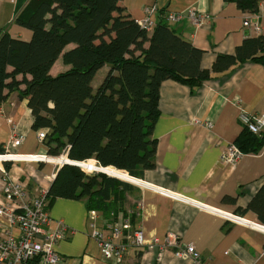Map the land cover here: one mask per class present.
I'll list each match as a JSON object with an SVG mask.
<instances>
[{
	"label": "crops",
	"instance_id": "obj_1",
	"mask_svg": "<svg viewBox=\"0 0 264 264\" xmlns=\"http://www.w3.org/2000/svg\"><path fill=\"white\" fill-rule=\"evenodd\" d=\"M7 1H14L13 14L3 20L2 8ZM122 4L138 22L146 17L147 8L153 9L154 26L149 33L163 22L204 50V70H212L218 54H235L246 38L264 34V1L257 15L227 0H122ZM192 8L210 14L211 19L194 25L187 14ZM179 12L184 14L179 21L167 19L168 13ZM15 16V0H0V26H7L12 36L30 40L33 33L15 22ZM248 17L252 24L246 27ZM75 46L69 44L65 50ZM71 68L61 56L51 74ZM109 70L106 65L97 72L94 90ZM160 87V114L152 131L157 142L156 166L141 177H132L135 182L126 180L132 185L129 193L137 191L139 196L137 230L142 232L143 244L129 246L118 264H264V225L252 211L245 215L237 212L247 208L264 185V140L256 151H246L233 165L223 158L244 134L240 114L264 112V66L245 62L206 79L194 93L190 86L174 79L163 81ZM33 122L28 100L17 90L9 93L0 106V155L5 159L0 162V203H6L2 187L7 180L22 181L32 197L50 189L62 166L52 160L64 154H48L44 142L38 140V130L32 128ZM17 135L24 141L15 147L11 140ZM42 156L47 159H40ZM92 210L85 199L56 198L50 204L49 227L53 231L64 228L66 234L55 246L62 258L58 264H115L101 256L92 235ZM98 224L107 227L104 221L98 220ZM190 244L201 262L179 253Z\"/></svg>",
	"mask_w": 264,
	"mask_h": 264
},
{
	"label": "trees",
	"instance_id": "obj_2",
	"mask_svg": "<svg viewBox=\"0 0 264 264\" xmlns=\"http://www.w3.org/2000/svg\"><path fill=\"white\" fill-rule=\"evenodd\" d=\"M227 1L256 14L264 0ZM15 10V22L33 35L22 40L0 26V106L19 91L34 116L32 128L48 129V154L67 153L57 157L62 166L46 193L47 208L56 198L85 199L88 209L103 213L124 207L132 190L126 180L135 182L132 177L156 166L152 131L163 81L174 79L194 93L206 79L245 62L264 66V34L246 38L235 54H218L212 70H204V50L163 22L149 33L122 0H15ZM61 56L72 68L54 76ZM106 65L110 70L94 90V77ZM261 140L245 128L236 145L243 153L256 151ZM90 159L104 173L87 174ZM249 202L238 214L252 211L264 225V185Z\"/></svg>",
	"mask_w": 264,
	"mask_h": 264
},
{
	"label": "built area",
	"instance_id": "obj_3",
	"mask_svg": "<svg viewBox=\"0 0 264 264\" xmlns=\"http://www.w3.org/2000/svg\"><path fill=\"white\" fill-rule=\"evenodd\" d=\"M152 12L153 9H146V17L139 21L141 27L148 30L153 29ZM187 14L196 26L211 19L210 14H202L194 8ZM256 15L253 17L256 18ZM183 17L184 14L181 12L167 14V19L173 22L179 21ZM251 22V18L248 17L244 24L249 27ZM255 26L257 30L260 29V25L256 22ZM239 119L248 131L264 137V112L255 115L243 112ZM47 132V128L38 130L37 137L40 142L45 141ZM11 141L13 146L18 147L24 140L21 135H17ZM243 154L236 144H232L223 158L233 165ZM2 157L4 156L0 155V162L5 161V159H1ZM2 189L6 203H0V264H58L61 262L62 258L57 253L55 246L58 241L66 238V234L64 228L53 231L49 227L47 191H40L31 197L27 186L22 181L13 179L7 180ZM89 221H91L92 235L100 246L101 256L115 264L122 262L123 255L128 248L122 242L124 236L119 222L112 225L105 224L106 229L105 227L101 228L98 224V215L94 210L89 212ZM131 243L135 247H140L143 244L141 231L137 230ZM179 253L192 255L195 260L201 262L200 255L191 244L180 249Z\"/></svg>",
	"mask_w": 264,
	"mask_h": 264
},
{
	"label": "rangeland",
	"instance_id": "obj_4",
	"mask_svg": "<svg viewBox=\"0 0 264 264\" xmlns=\"http://www.w3.org/2000/svg\"><path fill=\"white\" fill-rule=\"evenodd\" d=\"M12 2V1H11ZM14 2V1H13ZM12 2V4L10 2H6L3 5L2 10L3 11V20L6 19V17H10L13 14V10H12V6L14 5ZM14 16V15H13ZM1 21V20H0ZM66 154H64L65 156ZM61 156V157H64ZM54 163H58L61 165V163L54 158V160H52ZM98 164L93 165L92 161H88L87 164H85V167H88L87 170L90 172L85 171L87 174H95V173H100L101 171L97 170V167H101V166H97ZM103 172V171H102ZM127 201L124 205V209L120 208L116 211V212H111V213H103L101 211L95 210L93 209L96 214L98 215V220L100 221H104L106 224L108 225H112L116 222H119L120 226H121V231L123 232V238H122V242L123 244H125L127 246V248L129 246H132V240L134 238L135 233L137 232V223L139 221V211H140V207H138V203H139V196L137 195V191L131 192V193H127Z\"/></svg>",
	"mask_w": 264,
	"mask_h": 264
},
{
	"label": "water",
	"instance_id": "obj_5",
	"mask_svg": "<svg viewBox=\"0 0 264 264\" xmlns=\"http://www.w3.org/2000/svg\"><path fill=\"white\" fill-rule=\"evenodd\" d=\"M68 159H69V158H68ZM69 163H70V162H69ZM73 164H75V165H77V166L79 165V164H76V163H73ZM79 166H80V165H79ZM103 173H104V172H103Z\"/></svg>",
	"mask_w": 264,
	"mask_h": 264
},
{
	"label": "bare ground",
	"instance_id": "obj_6",
	"mask_svg": "<svg viewBox=\"0 0 264 264\" xmlns=\"http://www.w3.org/2000/svg\"><path fill=\"white\" fill-rule=\"evenodd\" d=\"M66 162H68V161H66Z\"/></svg>",
	"mask_w": 264,
	"mask_h": 264
}]
</instances>
